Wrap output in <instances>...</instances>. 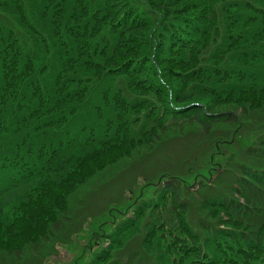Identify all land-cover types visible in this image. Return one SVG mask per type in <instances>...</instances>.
Segmentation results:
<instances>
[{
    "label": "trees",
    "instance_id": "obj_1",
    "mask_svg": "<svg viewBox=\"0 0 264 264\" xmlns=\"http://www.w3.org/2000/svg\"><path fill=\"white\" fill-rule=\"evenodd\" d=\"M172 140L205 169L160 172L74 240L71 197ZM62 245L66 264H264V0H0V264Z\"/></svg>",
    "mask_w": 264,
    "mask_h": 264
},
{
    "label": "rangeland",
    "instance_id": "obj_2",
    "mask_svg": "<svg viewBox=\"0 0 264 264\" xmlns=\"http://www.w3.org/2000/svg\"><path fill=\"white\" fill-rule=\"evenodd\" d=\"M245 137L251 138V135L247 133ZM193 150L196 151L188 153L187 147L182 145L181 141L172 140L149 155H141L134 161H127L98 176L71 197L70 213L73 220L68 232L76 233L73 236L74 240L85 238V233L94 224L103 221L104 214L109 208L122 207L125 203L132 201L137 204L136 196L142 185L155 182L160 172L164 170H171L176 174H188L190 166L202 165L205 169L207 156L197 153L198 150L195 147ZM185 156L193 162L191 164L183 162L182 159L186 158ZM213 160L217 162L218 159L213 158ZM214 179L212 186L200 190L199 197L202 195L210 198L215 194H224L231 184V179L227 175H220L219 178L214 176L208 182H212ZM146 192L144 194L147 200L150 191L147 190ZM200 201L201 199L195 196H191L189 200L190 216L195 217L193 218L195 221H198L196 219L198 216L201 218L203 215ZM64 237L67 243L71 242L67 239V235ZM83 244L84 242L81 246ZM136 247L138 246L135 242L129 246L130 250H136ZM140 255L138 264H154L152 258L145 252L142 251ZM52 256L46 261H40L41 264H66L71 260L73 254L62 245L56 247Z\"/></svg>",
    "mask_w": 264,
    "mask_h": 264
}]
</instances>
